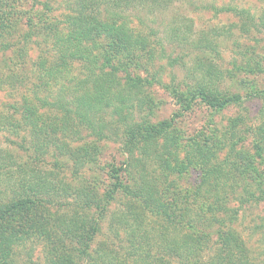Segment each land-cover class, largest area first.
I'll return each mask as SVG.
<instances>
[{
    "label": "rangeland",
    "instance_id": "obj_1",
    "mask_svg": "<svg viewBox=\"0 0 264 264\" xmlns=\"http://www.w3.org/2000/svg\"><path fill=\"white\" fill-rule=\"evenodd\" d=\"M163 5L124 27L93 12L111 26L67 43L76 0H0V204L50 201L8 264H208L223 232L235 264H264V0ZM164 121L130 148L128 127Z\"/></svg>",
    "mask_w": 264,
    "mask_h": 264
},
{
    "label": "trees",
    "instance_id": "obj_2",
    "mask_svg": "<svg viewBox=\"0 0 264 264\" xmlns=\"http://www.w3.org/2000/svg\"><path fill=\"white\" fill-rule=\"evenodd\" d=\"M170 0H76L78 7V16L76 19L71 20L69 24V33L60 35V31L55 29V41L59 39L60 42H73L75 40L80 41L82 37L89 31L99 32L103 27H110L106 20L103 22H95L92 18L88 17L89 14L93 12L100 13L104 19L110 16H116L122 18L120 20L119 27H124L128 25L127 17H124L129 12L138 10V9H150L153 7H163V4H167ZM92 20V21H91ZM95 32V33H96ZM57 35V36H56ZM199 99L205 103L208 107L213 109H224L230 104L238 102L240 96L238 95H223V96H208L205 94V91H200ZM50 103V102H49ZM55 103V104H54ZM50 103L51 107L64 106L63 103L59 102ZM46 104V102H45ZM191 104L185 106V110L190 108ZM82 119V117H81ZM144 124V123H142ZM131 126V125H130ZM172 126L171 121H164L157 124L146 123V125H133L128 127L127 130V141L130 145V148L135 147L138 142L144 141L146 138H150L157 133L166 131ZM120 169L113 168L110 177L113 181L112 188L109 189L104 196L105 204H109L115 198V195L121 187L120 180ZM25 194L22 192L18 195V198L11 203L0 204V264H8V258L10 256L11 247L13 248L15 244L19 241L25 240L26 237L34 235L41 236L46 230V215H49L48 209L45 207L49 204L50 201L44 197H38L35 193ZM50 216V215H49ZM96 228L93 227V231ZM97 230V229H96ZM91 239V238H90ZM89 240V239H88ZM220 241L224 244V251L218 255L219 257L215 258L219 262L218 264L229 261L231 264L233 262L235 255L231 252V249L235 243L238 241L236 236L230 232H223L220 235ZM89 243V241H85ZM89 244L86 245L88 249ZM191 249L193 245L186 244L185 248ZM240 252H242L243 247L239 245ZM166 251L168 254L175 252V249L172 244L166 246ZM186 264L190 263L188 257L183 259ZM217 261L214 262V258L209 260L208 264H217ZM199 261L191 264H199ZM224 264V263H223ZM227 264V263H226ZM237 264H242L238 262Z\"/></svg>",
    "mask_w": 264,
    "mask_h": 264
}]
</instances>
